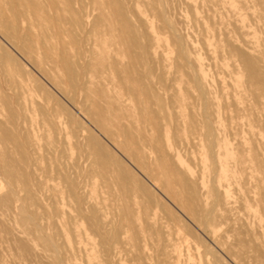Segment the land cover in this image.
Masks as SVG:
<instances>
[{"label": "bare ground", "instance_id": "6f19581e", "mask_svg": "<svg viewBox=\"0 0 264 264\" xmlns=\"http://www.w3.org/2000/svg\"><path fill=\"white\" fill-rule=\"evenodd\" d=\"M65 1L71 0H46L53 12L50 17L58 37L63 34V24L69 21L82 24L70 3L67 8L62 6ZM205 1L216 8L208 5L210 8L205 9ZM109 2L111 18L106 19L117 21L125 36L115 46H100L96 51L89 49L76 55L71 53L72 46H66L61 40V46H34V40L22 38L18 19L28 13L40 19L43 15L41 0H4L0 4V31L10 39L20 38V47L54 88L67 97L77 92L83 94V111L112 145L101 141L91 128L85 135L75 125L70 136L80 147L79 158L71 164H50L49 171L56 173L67 189V201L63 191L52 189L53 192L48 193L51 207L60 220L61 230L57 232L65 241L62 249L78 256L80 264H264L263 249L259 254H252L251 250L248 253V243L241 238L230 239L233 237L227 232L215 238L225 258L212 254L207 248L200 250L201 244L190 241L192 231H186L180 217L215 236L236 210L233 191L245 190L248 200L260 209L259 214L252 216L264 246V46L259 45L264 44V0H185L195 22L203 21L198 10L203 7L207 18H219V26L216 21L213 24L212 19L211 26L205 25L204 46L200 48L189 35L174 34L175 25L165 17L167 0ZM254 5L262 8L256 9ZM224 12L229 14L230 23L223 21ZM228 24L237 36L232 34ZM130 25L139 34L130 36ZM257 31L261 35L258 36ZM165 34L172 35L174 46H168L169 43L165 46ZM219 34H222V45L211 46L212 39L215 37L216 41ZM169 50L174 52L173 56L169 55ZM2 54L0 47V58ZM203 55L209 58L215 71L214 89L213 76ZM47 106L44 108L50 119L47 123L43 120V124L62 131L64 122L59 115L49 112ZM168 108L172 112H167ZM170 132L175 136L176 147L169 140ZM22 138L15 144L16 151L6 150L1 154L0 170L6 182L4 191L0 186L3 205L11 201V195L29 174L31 161L23 155L25 143L33 147L29 149L35 150L34 155L37 153L34 135L28 133ZM203 142L207 143L214 165L210 189L205 187L203 166L198 186L192 184L195 177L190 164H202L199 149ZM179 145L197 149V157L191 150L187 156L189 163H186L178 153ZM57 148L54 143L53 150ZM63 151L66 150L59 152ZM80 161L86 165L84 170ZM137 171L162 196L158 197L157 193L155 196ZM139 190L146 196H139ZM199 190L203 192V199L198 195ZM32 203L35 205L36 201ZM21 219L36 222L34 214L23 215ZM83 222L87 225L83 226ZM154 236L158 237V255L151 253L147 244ZM41 239L45 250L57 258L56 263L73 264L67 257L69 254L64 253V256L51 236L44 233Z\"/></svg>", "mask_w": 264, "mask_h": 264}, {"label": "rangeland", "instance_id": "374dc122", "mask_svg": "<svg viewBox=\"0 0 264 264\" xmlns=\"http://www.w3.org/2000/svg\"><path fill=\"white\" fill-rule=\"evenodd\" d=\"M3 1L4 0H0V4H2ZM92 1H93V3H92ZM109 1L110 0H106V1L105 0H81V1L80 0H71V1H69L70 6L76 11L77 18L79 20H81L82 24H72L70 21L63 24V26H62L63 34L60 37H58L56 32H55V23L50 17L53 14V12L47 6L46 0H41V2L43 4V15L41 16V18L36 19L32 14H29V13L26 14L24 16V18H19L18 19V25H20L19 28H21V29H19V32L22 35V38L25 39L26 41L34 40V42H33L34 46H61L60 43H61V41H63L66 43V46H72V48H71L72 52L71 53L73 55H76L78 52H85V51H90V50L96 51L100 48V46L101 47H103V46H115V44H117L125 36L124 35L125 32L123 30H120V26H119V23L117 21H114L112 19V20H110L111 21L110 22L109 19L108 20L106 19V18H111L112 7H111V3ZM167 1H168V8L166 10L165 17L167 18V20H169L171 22V24L173 26L175 25L174 26V29H175L174 34L175 35L178 34V36H183V37H185L186 35H189L190 39L194 40V43L196 46H198L199 48H200V46H204V45H202V37H203L202 35H203V30L205 29V25L211 26V24L212 23L214 24V22L216 21V25L219 26V23H218L219 18L216 19V17H211L209 19L206 17V15L203 14V13L207 12V10H205V9L210 8V6H208V5H211V3L208 4V2L205 1L207 4V6L204 5L205 6V9H204L205 12H201V10L204 7L198 9L200 14L203 15V21L204 22L200 21L202 23L201 24L200 22H195V20L193 19L192 12L186 6L185 0H167ZM123 2L128 3L129 0H123ZM69 3L65 1L62 4V6L67 8L69 6ZM249 4L253 5L254 3L251 4V2H250ZM260 7L261 6H258V5L255 6V8L259 9V10H260ZM211 8H216V6L211 5ZM204 10H202V11H204ZM7 13L10 15V12L7 11ZM101 15H103V17L105 16L104 17L105 19H103L101 17ZM66 16L68 18V14H66ZM91 18H94V19H91ZM206 19H209V21ZM211 19H212V23H211ZM229 19L231 20V18L229 17V14L224 12L223 21L226 23H230L231 21ZM92 20H93L94 24H92L93 23V22H91ZM132 23H133V20L131 18V24ZM193 23H195V24L193 25ZM158 24H160V22H158ZM87 26H89V28H87ZM228 27L232 31V34H234L235 36L238 35L235 32V30L233 29V27L231 26V24H228ZM88 29H89V31H87ZM75 30H79V31H75ZM176 31H178V32H176ZM78 32L81 35L78 34ZM86 33L88 36L86 35ZM129 34H130V36H132L135 34H139V32H138V30H135V27L133 25H130V33ZM257 35L258 36L261 35L259 31H257ZM84 36H86V37H84ZM164 36H165L164 37L165 46L168 45V43H169L168 46H174L173 42H172V35L171 34H165ZM167 36H168L169 40H167ZM47 37H50L52 39L47 38ZM76 37H79L80 39L76 38ZM87 37L89 39H87ZM169 37L171 38V40ZM223 37H224V35H223ZM215 39H216L215 37H214V39H212V45L211 46L222 45V40H221V39H223L222 34L218 35L216 41H215ZM35 41H37V42H35ZM89 42H91V43H89ZM218 43H219V45H218ZM183 45L189 46L187 43H184ZM259 45L264 46V44L261 42L259 43ZM20 46H21L20 38L10 39V38L6 37L0 31V47H1L2 53H3L1 58H0V160L3 157V155L1 156L3 151L4 152L6 150L7 151L8 150L14 151L16 149V147H15L16 142L22 141L23 140L22 137L26 136V134H28V133L33 134L35 137L37 153L34 155L33 153L35 152V150L29 149V148H33V147L28 146L25 143L23 155L26 158L29 157V159L31 161V168L29 169V174L24 178L25 180L24 181L22 180L23 182L18 185V187L16 188L17 190L15 189L16 194L14 193L15 196L11 195V198H10L11 201L4 203V205H6L7 203H8V205L4 206L3 202H1V200H0V202H1L0 203V227H1L0 228V230H1V232H0L1 233L0 234V242H1L0 243V259H1L0 264H58V263H56L57 258H55V256L52 255L50 252H47L45 250V247L43 246V242L41 239V235L45 233V234L51 236L53 238L54 242L60 247L61 253L64 256H65V254L68 253L66 250L62 249L63 247H61L65 244L64 239L62 238V236L60 237V234L58 233L61 230V224H60V220L56 218V214L53 211V207H51L52 206L51 205V199H50L51 197L49 196L51 194H48V193H52L54 189H56L60 192L63 191L62 195L65 198V201H67L66 200L67 189L64 186L62 179L56 173L49 171L50 164H52V163L56 164V162L57 163L61 162L62 164H64V163L71 164L73 160L79 158L80 147H79V145L77 146L76 139L74 137L70 136V131L75 125H77L80 128V129L79 128L78 129L80 131H82L85 135H87L89 131L91 132V129H92V133L94 130L95 133H93V134L98 136V138L101 139V141L107 143L111 147H112V145L108 140H105L106 138L89 121L85 112L83 111V104H82L83 103L82 99L84 98V96L82 98L83 94L77 92L74 94L73 97H72V95L67 97L64 94H62V92L59 89H57L56 87L54 88L53 85L47 81L48 79L39 71L38 67L33 63V60L31 58H29V56L23 51V49ZM96 46H98V47H96ZM81 48H83V49H81ZM202 52L203 51L200 50V53H202ZM88 53H90V52H88ZM169 55L173 56L174 52L169 50ZM203 56L206 59L205 63L207 64L206 66L209 69L208 70L209 74L211 76H213L212 81H213V89H214L215 88V80H216L215 71H214V68L212 66V62L207 60L209 58L206 57V55H203ZM209 67H211V68H209ZM57 90L59 91V93ZM162 98L164 101H166L165 96ZM48 99H49V101H48ZM57 99L60 100V102L57 101ZM69 99H70V101H69ZM50 100H51V102H50ZM47 101L49 102L50 107L47 106ZM57 102H59L60 104ZM44 106H47L49 108V112H51L53 115H59L60 116V119L64 122V129L62 131H60L59 129L55 130L54 127L53 126L51 127V125H49V124L46 125V123L48 122L47 120L50 119V116L47 115V113L45 112L46 109L44 108ZM61 107H62V109H61ZM214 107L216 108V105H214ZM80 108H82V110H79ZM59 109H61L60 111L62 112V116H61V112H59ZM168 109L169 110H167V112H172L170 110V108H168ZM62 118H64V119H62ZM39 120H41V121H39ZM43 120L46 123L43 124V122H42ZM85 124H86V126H85ZM23 126H24V128H23ZM35 129H37V130H35ZM66 129L69 131H67ZM25 130H26V134L24 133ZM12 132H16V133H14L16 135V137L14 136V134ZM64 133H66V134H64ZM38 134H40V135H38ZM65 135H67V136H65ZM42 136H44V137H42ZM169 137H170L169 140L171 141L173 147H176V143H175L176 139H175V136L173 137V132H170ZM69 138L71 140H69ZM40 142H41V144H40ZM44 142H46V143H44ZM54 143H56L58 145V148L56 150H53ZM202 144L203 145H201V147L199 149V151L202 152V158H203L202 164H197V165L190 164L192 174L195 177V180L193 181L192 184L198 186V184L200 182L199 176L201 174L200 172H201V169L203 166V168L205 167L204 168L205 170L203 173L204 178H205L204 182H206L205 187L210 189V187L212 185V181L210 179H211L213 171H214V165H213L212 159H210V156H209V150L206 146L207 143L203 142ZM42 145H44V146H42ZM68 145L69 146L71 145V146L69 147ZM67 146H68V148H67ZM205 147H206V150H205ZM60 148H62V149H60ZM72 149H73V152H75V150L78 149L76 151L77 153L75 152L73 154ZM62 150H66V151L65 152L64 151L59 152ZM177 150H178L180 157L183 160H185L186 163H189L187 161V156H189V153L191 150H193L195 152L194 155L196 157L198 155L197 149H190L189 147H186V146L182 147V145H179ZM70 153H72L73 155H71ZM33 157H35L34 160H33ZM65 157H66V159H65ZM206 160H207V162H206ZM63 161H65V162H63ZM47 162H48V164H47ZM37 163H38V165H37ZM80 163H81V166H83L82 169L84 170V168H86V165H83V163L81 161H80ZM31 169H33L32 171L34 174L31 173L32 172ZM30 174H32L33 176ZM139 175H141V174L139 173ZM207 175H208V177H207ZM142 179L146 184L149 183L148 184L149 189L153 192V194L155 196H157V195H159L158 197L162 196L160 194V192L157 190V188L150 181H148L144 177ZM36 181L38 184L36 183ZM24 182H25V185H24ZM5 183H6L5 179H4L2 172L0 170V186H1L2 191H4L6 189V187L4 186ZM33 184L35 186H33ZM26 185H27V187H26ZM39 185H41L42 187ZM22 188H25V190ZM62 188H63V190H62ZM23 191H25V192H23ZM141 192L142 191L139 190L138 195L145 197L146 195L143 192L142 193ZM233 192H234L233 196H235V201H237V203L235 202L236 203L235 204L236 210L235 211L233 210V212L230 216L231 219L228 220L227 223L222 225V228L216 232L215 236L208 235L200 227L190 223L179 212H177V215L179 214L178 216L181 215L180 216L181 219L183 218L182 220H184L183 222H184V224H186V229H187L186 231H188L189 229H190V231H192V232H190L192 234V236L190 235L191 238H189L190 241L191 242L193 241L192 243L201 244L202 248H200V250L207 248L212 252V254H215L216 256L218 255V256L225 258V256L218 249L217 243L215 242V238L217 236H219L220 233L227 232V234L229 233L228 234L229 237L230 236L233 237V238L230 237V239L236 240V239L241 238L240 240L244 241L245 243H248L247 244L248 253L251 250L250 253L254 254L256 252V254H259V253H261L260 251H262V249L264 250V246H262L263 245L262 238L260 239L261 236L257 231L258 229L255 228L257 226L254 222L252 215L254 213L259 214L260 209L255 203L250 202L248 200L247 195H245L246 194L245 190H241V191H237V192L233 191ZM25 193L27 194L28 197L25 196ZM156 193H157V195H156ZM202 193L203 192L201 190L198 191V195L200 196L201 199L204 198V195ZM237 194H239V195H237ZM30 195L33 198H31ZM34 201H36L35 205L32 203ZM31 204H33V205H31ZM38 206L40 208H35ZM41 208H42V210H40ZM26 209H29V210H26ZM33 209H35V210H33ZM37 210H40V211H37ZM30 212L35 215L34 221H36V222L23 221L21 219L23 215H29V214L33 215ZM48 216H50V217L48 218ZM43 217H45V218H43ZM41 220H43V221L45 220L44 221L45 223L42 222ZM57 220H59V221H57ZM235 220H237V221H235ZM54 221H56V223ZM41 222L44 224H42ZM234 222H235V224H233ZM238 222H240V223H238ZM36 223H40V224H36ZM232 224L237 228V231H235L236 229L234 228V226ZM240 224H242V225H240ZM36 225H37V227H36ZM42 225L45 227L43 228ZM53 225H54V228H53ZM86 225H87L86 222H83V226H86ZM238 225L241 227H239ZM231 226H233V227H231ZM27 227L32 228V229H28ZM56 228H59V229H56ZM239 228H241V229L239 230ZM40 229H41V231H40ZM54 230L56 231V233ZM57 230H58V232H57ZM232 230H234V231H232ZM42 231H44V232H42ZM229 231H231V233ZM247 231H249L250 233L248 232L249 233L248 234ZM181 233L186 234L185 230H181ZM240 233L242 234V237H241ZM231 234H233V235H231ZM245 234H248L251 236H248ZM59 238H60V240H59ZM157 240H158L157 236L156 237L154 236V239L150 238L149 240H147V244L151 250V253H156L155 255H158L159 243ZM95 241H98V238L95 239ZM130 241H132V240H130ZM194 241H197V242H194ZM24 243L27 244L25 246H27L28 248L24 246ZM253 243H255V245H257V246H254ZM8 245H9V247H8ZM249 245H251V246H249ZM253 247H254V249H253ZM256 247H260V248H256ZM29 248L32 250H30ZM11 250H12V252H11ZM64 251H66V252H64ZM29 253H31L32 255ZM68 254H67L68 256L67 255L66 256L70 259L71 263H73V264H80L81 263V260L78 259V256H73V254H71V252ZM70 254H71L72 258L70 257ZM123 254L125 255V251H123ZM52 260H54V261H52Z\"/></svg>", "mask_w": 264, "mask_h": 264}]
</instances>
